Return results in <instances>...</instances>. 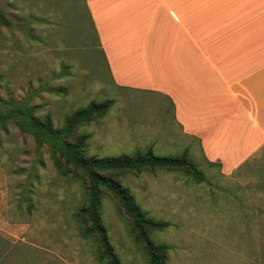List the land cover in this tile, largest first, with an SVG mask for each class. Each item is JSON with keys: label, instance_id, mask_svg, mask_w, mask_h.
Returning a JSON list of instances; mask_svg holds the SVG:
<instances>
[{"label": "rangeland", "instance_id": "1", "mask_svg": "<svg viewBox=\"0 0 264 264\" xmlns=\"http://www.w3.org/2000/svg\"><path fill=\"white\" fill-rule=\"evenodd\" d=\"M11 26H0V96L27 100L55 127L90 102L113 99L108 114L80 129L88 157L116 158L152 147L158 156L189 157L205 174L126 175L140 207L167 222L153 234L170 246L169 264H264V150L230 175L210 166L200 146L182 136L169 99L117 88L87 0H0ZM262 176V177H261ZM81 183L59 174L47 147L0 124V264H104L80 235L75 213ZM102 216L123 264H147L129 220L113 198Z\"/></svg>", "mask_w": 264, "mask_h": 264}, {"label": "crops", "instance_id": "2", "mask_svg": "<svg viewBox=\"0 0 264 264\" xmlns=\"http://www.w3.org/2000/svg\"><path fill=\"white\" fill-rule=\"evenodd\" d=\"M113 84L165 97L230 175L264 150V0H87Z\"/></svg>", "mask_w": 264, "mask_h": 264}, {"label": "trees", "instance_id": "3", "mask_svg": "<svg viewBox=\"0 0 264 264\" xmlns=\"http://www.w3.org/2000/svg\"><path fill=\"white\" fill-rule=\"evenodd\" d=\"M0 26H11L9 16L2 8ZM113 105V99L100 103L92 101L67 116L63 126L57 128L51 114L39 115L27 100L15 101L0 96V124L13 126L20 133L30 135L38 148L46 146L59 174L81 183L86 201L75 213V218L80 224L81 237L94 241L99 262L123 264L115 252L102 216L103 197L110 196L115 200L118 210L129 220L135 241L141 246L147 264H169L170 246L155 241L153 237L156 231L164 230L169 224L144 211L136 203L130 189L120 180L126 175L164 170L182 172L201 183L206 180L205 174L189 157L188 148L181 157L158 156L152 147L116 158L88 157L91 135L82 134L80 129L104 118ZM208 164L220 166L219 163ZM261 185H264V174Z\"/></svg>", "mask_w": 264, "mask_h": 264}]
</instances>
